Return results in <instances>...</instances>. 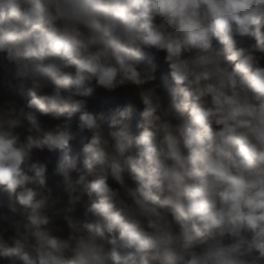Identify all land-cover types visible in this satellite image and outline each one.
Listing matches in <instances>:
<instances>
[{
    "label": "clouds",
    "instance_id": "9594fccd",
    "mask_svg": "<svg viewBox=\"0 0 264 264\" xmlns=\"http://www.w3.org/2000/svg\"><path fill=\"white\" fill-rule=\"evenodd\" d=\"M0 264H264V0H0Z\"/></svg>",
    "mask_w": 264,
    "mask_h": 264
}]
</instances>
